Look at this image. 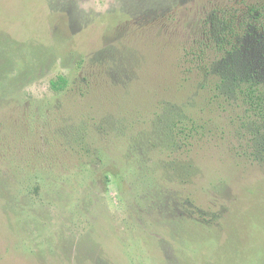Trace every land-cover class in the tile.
Masks as SVG:
<instances>
[{
  "label": "rangeland",
  "instance_id": "rangeland-1",
  "mask_svg": "<svg viewBox=\"0 0 264 264\" xmlns=\"http://www.w3.org/2000/svg\"><path fill=\"white\" fill-rule=\"evenodd\" d=\"M227 6L264 0H0V264H264L248 129L152 137L201 103L187 54Z\"/></svg>",
  "mask_w": 264,
  "mask_h": 264
},
{
  "label": "trees",
  "instance_id": "trees-1",
  "mask_svg": "<svg viewBox=\"0 0 264 264\" xmlns=\"http://www.w3.org/2000/svg\"><path fill=\"white\" fill-rule=\"evenodd\" d=\"M203 26L201 39L187 54L201 76V103L160 117L152 137L178 148L192 145L196 139L203 141L216 119L226 116L229 127L242 125L237 128L240 137L248 129L258 154L264 155V6L219 8ZM244 40L257 43L258 59L250 58ZM52 87L62 88L56 82Z\"/></svg>",
  "mask_w": 264,
  "mask_h": 264
}]
</instances>
